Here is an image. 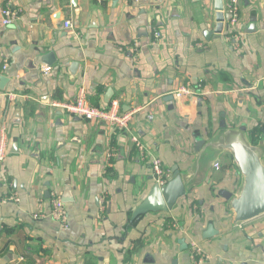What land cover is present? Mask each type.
<instances>
[{
    "label": "crops",
    "instance_id": "0c3cea01",
    "mask_svg": "<svg viewBox=\"0 0 264 264\" xmlns=\"http://www.w3.org/2000/svg\"><path fill=\"white\" fill-rule=\"evenodd\" d=\"M6 8L17 13L9 27ZM216 8L217 0H0V83L9 80L0 91V126L9 129L0 264H196L194 246L202 264H264V214L235 223L226 197L239 195L244 178L225 149L240 138L264 164V0H240L236 28L226 19L220 34ZM187 85L195 96L170 99ZM80 89L95 107L119 102L133 113L130 129L53 107ZM152 156L180 172L187 195L131 222L156 185ZM64 195L73 197L66 225L51 218Z\"/></svg>",
    "mask_w": 264,
    "mask_h": 264
},
{
    "label": "water",
    "instance_id": "95a60500",
    "mask_svg": "<svg viewBox=\"0 0 264 264\" xmlns=\"http://www.w3.org/2000/svg\"><path fill=\"white\" fill-rule=\"evenodd\" d=\"M218 29L220 34L223 30L224 22L230 19L224 14L223 0H217ZM9 80L1 78L0 91L4 92ZM174 97H170L173 99ZM16 147V146H15ZM225 149L232 152L235 163L244 178L240 193L237 197L231 198L229 194L226 198L230 200V207L235 215V223H245L264 214V164L258 147L250 146L240 138L225 146ZM187 195V189L183 176L176 169L173 170L171 181L164 187L154 185L147 198L139 205L133 213L131 222L149 213L170 212L178 202ZM64 203L72 202L71 195H64ZM215 233L213 225H210L205 237H211ZM182 248H187L185 241H180Z\"/></svg>",
    "mask_w": 264,
    "mask_h": 264
},
{
    "label": "built area",
    "instance_id": "2783aa9c",
    "mask_svg": "<svg viewBox=\"0 0 264 264\" xmlns=\"http://www.w3.org/2000/svg\"><path fill=\"white\" fill-rule=\"evenodd\" d=\"M227 15L230 16L228 20L229 25L232 28H236L239 21V13H240V0H230L227 7ZM3 21L2 24L4 27L11 26L17 19V13L10 9L6 8L2 11ZM64 27L67 30H71L73 25L70 21L64 23ZM155 38H161L160 33H155ZM238 41V38H235ZM8 69V63H5L3 66V70ZM195 96L194 89L190 86H183L177 89L174 93V98L178 103H182L190 97ZM9 97L11 99L15 98V95L10 94ZM53 107L61 108L66 111L69 115L88 121V122H102L107 124L112 130L118 132H127L130 129V125L133 121V113H120V104L119 102H113L108 109H101L93 106L88 98V95L84 89H80L78 95L73 103L70 104H58L54 103ZM132 142L134 143L137 150L144 155L146 149L144 145L140 142L138 137H133ZM9 155V129L6 124L0 126V165H3L6 162L7 156ZM151 169L154 176L155 183L161 187L166 186L172 179L173 174L170 169H166L162 160L158 157H151ZM12 200V199H11ZM15 201H19L18 198L14 199ZM39 216H35L37 219ZM51 218L61 223L62 225H66L68 222V213L66 210L65 203L60 198L53 199V210L51 213ZM192 259L196 264H202L201 261L198 260L197 256L200 257L201 260L205 258L202 251L194 246L192 249Z\"/></svg>",
    "mask_w": 264,
    "mask_h": 264
}]
</instances>
